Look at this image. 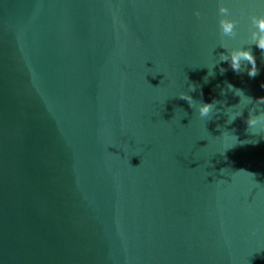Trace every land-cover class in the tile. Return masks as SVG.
I'll return each instance as SVG.
<instances>
[{
  "label": "water",
  "instance_id": "1",
  "mask_svg": "<svg viewBox=\"0 0 264 264\" xmlns=\"http://www.w3.org/2000/svg\"><path fill=\"white\" fill-rule=\"evenodd\" d=\"M261 15L0 0V264H264ZM236 49L254 78L222 61Z\"/></svg>",
  "mask_w": 264,
  "mask_h": 264
},
{
  "label": "clouds",
  "instance_id": "2",
  "mask_svg": "<svg viewBox=\"0 0 264 264\" xmlns=\"http://www.w3.org/2000/svg\"><path fill=\"white\" fill-rule=\"evenodd\" d=\"M264 2V0H262ZM222 12L227 11L225 8H221ZM253 24L256 28V31L252 34V39L255 42V45L260 50L264 51V15L254 17ZM234 23L229 20L221 21V30L225 34H232L234 30ZM222 61H226L229 63L230 67L234 72H239L241 68V61H248L251 63L252 67L248 71V75L251 78H254L258 74V70L256 67L255 57L253 56L251 50L248 49H236L233 50L229 55H223L221 57ZM223 71V69H222ZM231 87V86H230ZM264 87V85H262ZM192 90H195V86H192ZM182 98L187 99L191 102V97L186 94H181ZM256 103L264 104V97L256 98ZM211 103H202L199 105V114L201 117L207 116L212 110ZM242 115V113H238ZM246 123L250 128L260 125L264 127V114L260 116H252L250 114Z\"/></svg>",
  "mask_w": 264,
  "mask_h": 264
}]
</instances>
